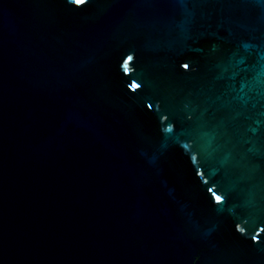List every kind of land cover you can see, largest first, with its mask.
<instances>
[{
	"label": "water",
	"instance_id": "95a60500",
	"mask_svg": "<svg viewBox=\"0 0 264 264\" xmlns=\"http://www.w3.org/2000/svg\"><path fill=\"white\" fill-rule=\"evenodd\" d=\"M0 264H264V0H0Z\"/></svg>",
	"mask_w": 264,
	"mask_h": 264
},
{
	"label": "snow or ice",
	"instance_id": "6c2138e0",
	"mask_svg": "<svg viewBox=\"0 0 264 264\" xmlns=\"http://www.w3.org/2000/svg\"><path fill=\"white\" fill-rule=\"evenodd\" d=\"M77 2H83V0H77ZM217 199H219V197Z\"/></svg>",
	"mask_w": 264,
	"mask_h": 264
}]
</instances>
